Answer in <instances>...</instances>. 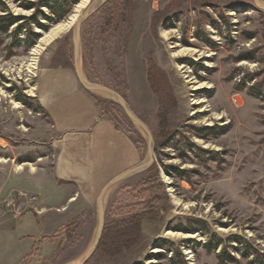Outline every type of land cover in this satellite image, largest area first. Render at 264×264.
Returning <instances> with one entry per match:
<instances>
[{
    "label": "rangeland",
    "instance_id": "1",
    "mask_svg": "<svg viewBox=\"0 0 264 264\" xmlns=\"http://www.w3.org/2000/svg\"><path fill=\"white\" fill-rule=\"evenodd\" d=\"M81 1L65 0L66 16L49 20L44 0H0V16L19 17L0 29V264L80 263L98 235L103 187L151 155L150 166L107 190L103 235L84 264H257L239 237L264 264V0L99 3L82 23V77L120 95L150 134L119 100L93 90L119 133L113 151L99 148L96 205L56 228L40 217L34 188L54 149L38 81L46 68L75 69L76 26L46 46L35 68L27 60ZM134 217L139 231L123 237ZM225 250L237 261L221 262Z\"/></svg>",
    "mask_w": 264,
    "mask_h": 264
},
{
    "label": "crops",
    "instance_id": "2",
    "mask_svg": "<svg viewBox=\"0 0 264 264\" xmlns=\"http://www.w3.org/2000/svg\"><path fill=\"white\" fill-rule=\"evenodd\" d=\"M36 95L51 120L54 160L44 178H32L31 172L25 176L40 180L34 188L37 211L48 227L56 228L96 205L99 148L113 151L119 133L103 117L97 95L83 85L76 67L46 68Z\"/></svg>",
    "mask_w": 264,
    "mask_h": 264
},
{
    "label": "water",
    "instance_id": "3",
    "mask_svg": "<svg viewBox=\"0 0 264 264\" xmlns=\"http://www.w3.org/2000/svg\"><path fill=\"white\" fill-rule=\"evenodd\" d=\"M106 1L108 0H93V3L88 6L82 13L81 17L78 19L77 23H76V37H75V42H74V45H75V67H76V70L78 72V75L83 83V85L90 89V90H103V91H106L110 94H115L117 95L119 98H120V102L123 106V108L125 109V111L127 112L128 116L134 120L135 122H137L139 125H141L145 130H147V132L150 134V131L149 129L147 128V126L144 124V122L138 117L136 116L133 112H131V110L129 109L127 103L125 102V100L120 96L118 95L117 93H115L113 90L109 89V88H106L104 86H101V85H96V87H91L87 84V82L84 80V78L82 77V74H81V69H80V66H79V44H80V39H81V29H82V23L94 12V7L96 4H99V3H105ZM257 3H259V0H256ZM259 6L264 8V5H261L259 3ZM151 137V136H150ZM151 140H152V137H151ZM153 163V157L151 155V158L149 161L145 162L144 164H141V165H138V166H135V167H132L130 169H127L123 172H121L120 174L116 175L114 178H112L102 189L101 191V194L98 198V202H99V211H100V222H99V230H98V235L96 237V240L93 244V246L91 247L90 251L86 254L85 258L78 264H84L87 259L92 255V253L96 250L98 244H99V241L101 240V237L103 235V230H104V226H105V209H104V204H103V201H104V197L106 195V192L107 190L114 184H116L117 182L123 180L124 178L128 177L129 175H132L140 170H143L144 168L150 166L151 164Z\"/></svg>",
    "mask_w": 264,
    "mask_h": 264
},
{
    "label": "trees",
    "instance_id": "4",
    "mask_svg": "<svg viewBox=\"0 0 264 264\" xmlns=\"http://www.w3.org/2000/svg\"><path fill=\"white\" fill-rule=\"evenodd\" d=\"M64 1L65 0H44V3L47 6L51 7L52 13L54 15V16H49L47 14H43L44 17H46L49 20H54V17H58L60 19H63L66 16V14H67V10L65 9V6H63V2ZM79 1L80 0H71L72 4H76ZM35 17H36V15L31 16L32 19H34ZM16 19H19V17L18 16H9V15L8 16H0V29L2 28L3 30H7L8 26H10V23H12V21L16 20ZM3 23H4V25H3ZM36 35L37 34H33V36H35V38L30 37V40L32 41V44L36 43V38H37ZM29 99H30V97H28L26 95H23L21 100L24 103H26V104H30ZM162 107H163V110L166 111L167 105L164 102H162ZM39 108L43 109L40 105H39ZM207 129L209 130V129H212V128H207ZM199 150H201L203 152H206L202 148H199ZM173 169H175L177 171L176 173L180 177H185L184 170H180V169L175 168V167H173ZM139 229H140L139 217H134L130 221V223L128 225H123L122 228L119 231H120V233L122 232L121 234L123 235V237L127 235V238H128L130 236V232L131 231L132 232L133 231L138 232ZM127 238L125 240H127ZM212 240H215V239H212ZM212 243H213V241H210L209 243H207V246L210 247V246H212L215 243L214 247L216 248L219 245V240H217V241L215 240V242L213 244ZM238 243L240 245H242L241 246L242 250L245 249V252H243L244 256H250L251 253L255 252V254L258 255V257H257L258 263L257 264H263V259L262 260L260 259V255L261 254L252 247V245L249 243V241H247L243 237H239ZM210 249H211V247L209 248V250ZM241 249L239 248V250H241ZM225 257L229 258L230 261H237V258L234 257L233 255L229 254L227 252V250L223 251V254L221 253L219 255V258H220L221 262H223V261L225 262V260H226Z\"/></svg>",
    "mask_w": 264,
    "mask_h": 264
},
{
    "label": "bare ground",
    "instance_id": "5",
    "mask_svg": "<svg viewBox=\"0 0 264 264\" xmlns=\"http://www.w3.org/2000/svg\"><path fill=\"white\" fill-rule=\"evenodd\" d=\"M93 3L92 2H89V0H82L76 7V9H74V13H72L70 15V17L60 23V24H56L55 26H53L50 31H48L47 33H45L44 37H42L39 41V43L34 46V48L32 49L31 53H30V56L27 60L28 62V68H35L36 66V62H37V59H38V56L41 54V52L46 48L47 45H49L55 38H57L62 32H64L65 30L69 29L71 26H76V23L78 21V19L81 17L82 13H83V8L86 9L88 6H90L91 4ZM87 5V6H86ZM98 4L95 5V7L97 6ZM86 7V8H85ZM94 7V8H95ZM75 28V27H74ZM184 51H187V53L189 51H194L193 48H184L183 49ZM195 52V51H194ZM87 84L91 87H96V85H93L91 83H89V81H86ZM108 93V92H107ZM108 95V94H107ZM109 95H112L113 97H115L117 100L120 101V98L115 95V94H110ZM114 99V98H113ZM169 234H172V236H174V233L173 232H169ZM83 260V259H82ZM80 261V260H79Z\"/></svg>",
    "mask_w": 264,
    "mask_h": 264
}]
</instances>
